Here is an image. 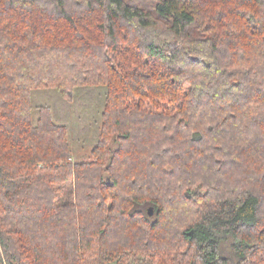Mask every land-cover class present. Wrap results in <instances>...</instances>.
Returning <instances> with one entry per match:
<instances>
[{
    "label": "trees",
    "instance_id": "obj_1",
    "mask_svg": "<svg viewBox=\"0 0 264 264\" xmlns=\"http://www.w3.org/2000/svg\"><path fill=\"white\" fill-rule=\"evenodd\" d=\"M0 264H264V0H0Z\"/></svg>",
    "mask_w": 264,
    "mask_h": 264
},
{
    "label": "rangeland",
    "instance_id": "obj_2",
    "mask_svg": "<svg viewBox=\"0 0 264 264\" xmlns=\"http://www.w3.org/2000/svg\"><path fill=\"white\" fill-rule=\"evenodd\" d=\"M148 1V0H145ZM160 28L163 26L159 25ZM163 35L164 32L162 33ZM106 86H84L76 89L72 100H65L55 89L34 90V113L39 105H49L54 118L68 125L76 161L92 160V149L98 140L105 107Z\"/></svg>",
    "mask_w": 264,
    "mask_h": 264
},
{
    "label": "water",
    "instance_id": "obj_3",
    "mask_svg": "<svg viewBox=\"0 0 264 264\" xmlns=\"http://www.w3.org/2000/svg\"><path fill=\"white\" fill-rule=\"evenodd\" d=\"M154 213V207L150 206L149 207V214L152 215Z\"/></svg>",
    "mask_w": 264,
    "mask_h": 264
}]
</instances>
